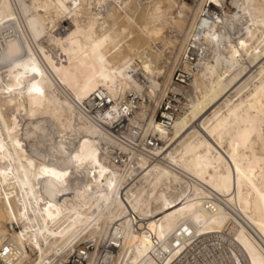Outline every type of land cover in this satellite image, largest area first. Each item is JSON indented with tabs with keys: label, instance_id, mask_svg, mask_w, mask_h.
I'll return each instance as SVG.
<instances>
[{
	"label": "bare ground",
	"instance_id": "1",
	"mask_svg": "<svg viewBox=\"0 0 264 264\" xmlns=\"http://www.w3.org/2000/svg\"><path fill=\"white\" fill-rule=\"evenodd\" d=\"M85 242L89 264H264V0H0V260Z\"/></svg>",
	"mask_w": 264,
	"mask_h": 264
},
{
	"label": "built area",
	"instance_id": "2",
	"mask_svg": "<svg viewBox=\"0 0 264 264\" xmlns=\"http://www.w3.org/2000/svg\"><path fill=\"white\" fill-rule=\"evenodd\" d=\"M190 78V74L182 68H178L174 74L175 83L183 87L189 86L188 80H190ZM186 92L182 93L179 91H170L164 97L161 107L157 114V122L162 126L163 129H171L174 125L175 120L180 115H182L187 109L189 98L187 97ZM129 97L132 96L130 95ZM96 98L98 99V103L91 111V114L96 115L105 112L106 109L111 107L110 104L112 102L108 98H106V95H104L103 98L101 96L96 95ZM120 103L123 104L124 108L126 109V100L123 99ZM136 132L137 133L134 137V143H132L133 149L138 153H144L152 156L151 158L153 160L157 159L158 157L152 154V150H155L160 147L163 143L162 140L152 134L147 135L143 139L141 131L138 130ZM122 155L125 156L126 154L122 153V151L119 149L114 152V157ZM116 162L118 163V160H116ZM109 248L110 247L105 248L104 251L106 252V250ZM9 249V251H13L12 247H10ZM93 250V242H85L84 244H81L80 246H78L77 250L71 255L70 260L67 264H89L90 254ZM0 264H3L1 260Z\"/></svg>",
	"mask_w": 264,
	"mask_h": 264
},
{
	"label": "rangeland",
	"instance_id": "3",
	"mask_svg": "<svg viewBox=\"0 0 264 264\" xmlns=\"http://www.w3.org/2000/svg\"><path fill=\"white\" fill-rule=\"evenodd\" d=\"M68 21H69V20H68ZM68 21H65V23H64L66 27L71 26L70 23H68ZM167 34H169V33H167ZM168 50L170 51V50H172V49H171L170 47L167 48V50L165 51L166 57L170 56V53H171V52H169ZM167 55H168V56H167ZM162 63H163V62H162ZM178 68H179V67H178ZM178 68H177V69H178ZM81 242H82V241H81ZM83 242H84V241H83Z\"/></svg>",
	"mask_w": 264,
	"mask_h": 264
}]
</instances>
